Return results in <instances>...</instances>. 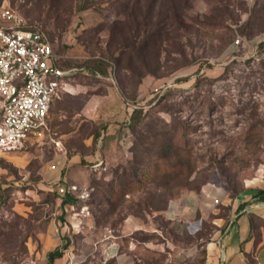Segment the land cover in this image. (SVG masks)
<instances>
[{
	"label": "rangeland",
	"instance_id": "374dc122",
	"mask_svg": "<svg viewBox=\"0 0 264 264\" xmlns=\"http://www.w3.org/2000/svg\"><path fill=\"white\" fill-rule=\"evenodd\" d=\"M186 1L182 27L167 33L172 38L162 36L166 40L161 38L159 46L141 51L149 67L158 63L159 69L147 74L155 83L137 103L143 106L140 122L128 129L130 139L141 136L145 144L151 142L153 157L163 153L165 144L179 154L180 162L158 157L148 167L146 160L148 168L139 181L128 175L118 178L126 188L124 196L117 188L107 197L108 187L97 186L111 176H84L78 189L88 195L72 206L62 205L56 184L42 182L41 167L61 151L88 153L92 147L84 140L91 134L95 140L105 125L79 114L83 94L57 96L38 139L12 150L24 161L14 164L0 156V264H49L42 242L49 228L63 232L64 239L51 245L61 247L58 264H208V246L217 236L213 219L225 216L226 207L218 204L215 214L185 221L166 218L150 208L151 202L160 207L169 192L174 197L207 183L242 190L257 177L264 185V0ZM158 2L167 8V0ZM118 4L0 0V7L10 6L41 24L57 53L70 48L82 55L67 63L88 61L89 66L118 53L109 32L114 20L126 19ZM237 36L243 38L240 44L234 43ZM126 74V83L119 75V88L134 102L139 83ZM162 84V94L152 95ZM131 156L111 166L127 167ZM159 180L169 182L167 189L155 187ZM128 216L137 219L139 228L124 233L119 254L111 257L104 251V236L115 233ZM256 227L264 244V222Z\"/></svg>",
	"mask_w": 264,
	"mask_h": 264
},
{
	"label": "crops",
	"instance_id": "0c3cea01",
	"mask_svg": "<svg viewBox=\"0 0 264 264\" xmlns=\"http://www.w3.org/2000/svg\"><path fill=\"white\" fill-rule=\"evenodd\" d=\"M88 18V17H87ZM90 21L91 19H86ZM86 27V26H83ZM53 45V44H52ZM67 49L63 54L54 50V64L61 67L69 58H80L82 55H74ZM109 70H112V66ZM100 75V76H98ZM155 83V78L145 75L139 83L134 102L123 97L111 71L107 75H101L88 68L78 71L75 75L66 78L58 88L57 94L52 98L48 114L45 119V127L50 118V108L54 99L62 94H83V103L79 108V114L87 117L94 124L105 125L98 136L93 139L89 135L84 140L85 146L92 148L88 153L81 154L78 151L66 154L65 151L57 153V158L50 165L41 167L42 182L47 185L70 184L82 185V177L103 175L108 179L110 175L105 171L112 164L128 158L131 142L129 129V117L134 103H138L145 95L147 89ZM100 84L103 87H100ZM43 132V131H42ZM42 134V133H41ZM31 138L24 142L29 143ZM17 151L1 152L0 156L8 157L14 164H21L24 158L15 155ZM84 162V163H83ZM104 172V173H103ZM85 177V178H86ZM86 180V179H85ZM259 178L247 180L240 194L229 197L226 188L218 185L205 184L198 190H186L172 197L162 214L171 220H191L203 216L205 213H216V207L221 204L226 207V215H216L213 223L217 228L225 227L221 234L217 230L215 240L208 246V264H249L248 258L254 259L255 264H264V244L258 240L255 230L252 228V217L264 219V200L253 201L252 196L258 189H264ZM64 186V184H62ZM72 206L73 204H69ZM54 224V221L53 223ZM138 221L133 216L126 217L115 233L106 234L104 237V251L109 256L119 254V239L126 231L138 229ZM50 229V228H49ZM47 230L43 236V244L47 252L52 251L51 245L61 241L63 232ZM60 248L61 247H57ZM58 264L56 258L52 261Z\"/></svg>",
	"mask_w": 264,
	"mask_h": 264
},
{
	"label": "trees",
	"instance_id": "16d2710c",
	"mask_svg": "<svg viewBox=\"0 0 264 264\" xmlns=\"http://www.w3.org/2000/svg\"><path fill=\"white\" fill-rule=\"evenodd\" d=\"M145 4H141L142 0H117L120 5V10L125 14L126 19L122 22L120 20H114L110 27V44L116 45V50L118 53L113 56L110 54L111 58H103L99 57L97 60H94V65L88 64V61H81L78 64H72L65 62L61 65L62 68L68 67H78L82 70L84 68H88L94 72H97L101 75H107L109 71L112 72L117 84L120 86L119 75L122 77L123 83H126V73H129L132 78H135V83H140L141 79L147 74H154L156 70L159 69V64L156 63L153 67H149L147 61L142 56L141 51L146 48L148 45H154L155 47L159 46L160 40L164 39L162 36L166 35L167 38H172V35H168L167 33L176 32L180 27H182L183 20L182 17L185 16L182 11H185L187 8L186 0H167V8L161 7V4L158 2L159 0H143ZM164 1V0H163ZM166 6V5H165ZM20 12V11H19ZM158 17V18H157ZM163 21V25H162ZM32 27L40 28L47 35L48 40L50 41L46 30L43 26L37 22L29 21ZM162 26H161V25ZM141 35L142 39L137 40V38ZM166 40V39H164ZM51 42V41H50ZM169 44V48H170ZM170 51L172 49L170 48ZM111 62H113L112 70H109L111 67ZM133 80V79H132ZM121 81V82H122ZM125 81V82H124ZM122 91V88H121ZM123 93V91H122ZM124 94V93H123ZM124 97V95H123ZM127 100V99H126ZM135 107L132 108L129 117V128L134 129L136 125L140 122V116L143 112V106L134 103ZM157 134V133H156ZM155 135V134H154ZM143 138L141 136L137 137V139L132 138L129 151L132 154L130 160L127 162V167L116 165L110 166L105 171L106 174L111 177L109 180H102V182H96L97 186H106L108 187V195L118 191L120 196H124L126 194V188H124V184L118 182V178L122 175H128L136 182L141 179V177L146 173V169L154 165L155 160L157 158L162 159H175L180 162L179 154L177 152H170L171 147L169 145H163L162 148L163 153L157 158L152 156V153L155 149H152L151 142L145 144L142 141ZM154 146V145H152ZM143 150V154L136 153L139 149ZM151 155V156H150ZM146 160L149 162V166L146 168L145 164ZM150 161L152 163L150 164ZM166 174V172L164 173ZM154 181H152L153 183ZM167 180L165 181H157L154 182L155 187L165 188L168 186ZM242 190H236L231 188L228 190L229 197L235 198L237 197ZM172 193L169 192L167 197L164 199V203L162 206H156L151 202L150 208L155 211H163L169 200L172 198ZM106 197V200H108ZM76 193L70 190H67L62 195L61 203L64 204H75L78 201ZM252 200L263 201L264 200V189H258L252 196ZM162 214V213H161ZM163 215V214H162ZM252 228L256 231V226L260 224V222H264L263 218L260 217H252ZM224 226L221 228H217L214 226V230H219L222 234L224 231ZM62 255V250L60 248H56L47 253V260L49 264H52V261L60 257ZM249 264H255V260H248Z\"/></svg>",
	"mask_w": 264,
	"mask_h": 264
},
{
	"label": "built area",
	"instance_id": "2783aa9c",
	"mask_svg": "<svg viewBox=\"0 0 264 264\" xmlns=\"http://www.w3.org/2000/svg\"><path fill=\"white\" fill-rule=\"evenodd\" d=\"M243 38L237 36L235 44ZM54 48L40 28L10 6L0 7V153L19 149L24 142L41 135L45 119L58 88L81 68L54 64ZM100 76V75H98ZM165 85L154 88L162 94ZM135 107V105H133ZM80 199L88 194L77 185H56Z\"/></svg>",
	"mask_w": 264,
	"mask_h": 264
}]
</instances>
